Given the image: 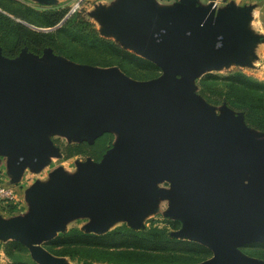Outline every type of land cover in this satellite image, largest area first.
<instances>
[{
  "label": "water",
  "instance_id": "1",
  "mask_svg": "<svg viewBox=\"0 0 264 264\" xmlns=\"http://www.w3.org/2000/svg\"><path fill=\"white\" fill-rule=\"evenodd\" d=\"M91 16L104 38L115 36L162 73L140 81L51 49L42 59L27 48L10 59L0 46V157L10 159L11 183L61 156L54 134L69 143H94L106 132L123 137L101 162L80 164L74 178L57 171L29 190L27 214L0 216V242H20L37 264H69L45 248L68 219L91 217L86 233L98 235L118 218L140 230L168 193L159 184L167 183V215L183 223L174 238L213 252L199 264H264L242 250L264 243V133L257 136L227 104L218 114L197 85L209 68L251 65L248 53L260 42L247 31L252 7L230 3L216 11L199 0L166 8L157 0H117Z\"/></svg>",
  "mask_w": 264,
  "mask_h": 264
},
{
  "label": "trees",
  "instance_id": "2",
  "mask_svg": "<svg viewBox=\"0 0 264 264\" xmlns=\"http://www.w3.org/2000/svg\"><path fill=\"white\" fill-rule=\"evenodd\" d=\"M0 46L3 55L10 59L17 58L25 48L38 57L51 49L79 64L118 67L135 80L148 81L160 76L156 64L104 38L83 11L62 6L39 11L14 0H0ZM197 85L199 94L209 104H227L244 114L249 127L264 133V81L236 70L227 75L207 74ZM115 140L113 132H106L94 143H66L61 148L66 160L83 156L99 163ZM8 209L15 211V207ZM166 222L169 226L145 230L121 225L101 235L72 228L46 243L45 248L56 257L80 264H199L211 258L212 251L207 247L171 237L169 229H179L180 222ZM2 248L10 261L7 264H25L22 254L29 251L20 242L10 241ZM247 255L264 261V248Z\"/></svg>",
  "mask_w": 264,
  "mask_h": 264
},
{
  "label": "rangeland",
  "instance_id": "3",
  "mask_svg": "<svg viewBox=\"0 0 264 264\" xmlns=\"http://www.w3.org/2000/svg\"><path fill=\"white\" fill-rule=\"evenodd\" d=\"M15 2L24 4L26 6H29L33 9L39 10V11H44V10H48L54 7H66V8H70L71 10H77L78 12H84L86 14V17L89 21L93 22L95 24V26L98 28L100 34H101V29L102 26L100 25V23L97 21V18L95 19V17H92L91 14L93 12V8L95 9H99V8H110L117 0H85L84 2H82L80 5H78L77 8H75L74 6L76 5L78 0H60L59 3L57 1L56 4H51L48 0H14ZM200 4L202 6H206L208 4V0H199ZM253 9V11L255 9H259V15L254 18V16L251 19V22L249 24V28L247 29V31L249 33H251L252 35L256 36L259 38V41L257 44H255V48L252 50L251 53H248V56L251 58L252 63L251 65H239L237 63H231L227 66H224L222 68H209L207 70H205L202 74V76H205L207 74L210 73H214V74H219V75H227L229 72L232 71H236V70H240L242 72H244L245 74L252 76L260 81H264V59L261 57L262 52L260 51L259 44L264 42V30H262L263 26V15H262V11L264 12V5L258 1L255 4H251L250 5ZM260 6H262V9L260 10ZM261 11V12H260ZM36 29V28H34ZM111 40L116 41V37H110ZM24 50V49H23ZM22 50V51H23ZM41 59L43 57H40ZM65 58V57H63ZM68 61H71L67 58H65ZM74 62V61H72ZM76 64H79L77 62H74ZM79 65H83V64H79ZM161 70H160V75H161ZM222 106L220 107H216V112L218 114H221L222 111ZM257 136H263V133L257 131L256 132ZM123 137L121 134L118 133L116 140H115V145H118L121 141H122ZM51 140L52 142L55 144V146H57L60 150H61V156L59 157H51L50 163L39 173H33L31 170H26L23 178L20 181V186L22 185V187L24 188V194H25V200L27 201V193L29 190H31L32 188H34L38 183H48L50 181V177L51 174H53L54 172L57 171H64L67 175H69V177L74 178L75 175L78 174L79 172V166L82 163L87 162L89 159L83 156H78V157H74L71 159L66 160L63 152H62V148L61 145L69 143V138L65 135V134H54L51 136ZM72 143H76V142H72ZM60 144V146H59ZM9 157L7 156H3L0 157V170L4 169V172L6 173V176H8L10 181H11V176L9 175ZM3 173V172H2ZM4 174V173H3ZM31 174H33V177L30 178L29 180L26 179L25 176H31ZM160 187L166 189L168 191V193L165 195V197L161 198L158 200L157 204H156V209L154 212H149L145 215L144 219H143V223L141 226H138L137 229L140 230H145L148 227H166L169 226V224L166 222V220H172V221H177L180 222V228L175 230V229H169L170 231V235L171 237L174 238L175 234L180 231V229L183 226V223L181 221L178 220H174L169 218V216L167 215L170 207H171V203H172V197H171V193L169 192L171 189L169 187V185L167 183H161L159 184ZM30 208V207H29ZM8 211H10L8 209ZM29 211V209H28ZM28 211H26L24 214H20L18 216H23L25 214L28 213ZM0 212L3 213L0 216L5 218V219H11L17 216H5V212L7 213V210L4 208H0ZM10 212H14V211H10ZM93 223V220L91 217L86 216V215H81V216H77L74 218H70L65 222V229L61 230L58 232V237L61 234H66L68 231H70L72 228H79L84 232H87L91 229V224ZM121 225H129L131 226V224L128 222V220L123 219V218H118L115 219L109 226L108 230H113L118 226ZM65 232V233H63ZM177 239V238H176ZM9 242V241H8ZM7 243V242H5ZM3 242H0V263L1 264H7L9 261V258L5 255L4 250L2 248L3 244H5ZM264 243L261 244H252V245H248L246 247H244L242 250L245 254H247V252L250 251H259L261 248L263 247ZM213 256V252L211 257ZM22 259L23 262H25V264H37L36 262L33 261V259L31 258V255H29L28 253H23L22 254ZM66 259V258H65ZM210 259V258H209ZM257 259V258H256ZM67 262L69 264H80L77 261H72L68 258Z\"/></svg>",
  "mask_w": 264,
  "mask_h": 264
},
{
  "label": "built area",
  "instance_id": "4",
  "mask_svg": "<svg viewBox=\"0 0 264 264\" xmlns=\"http://www.w3.org/2000/svg\"><path fill=\"white\" fill-rule=\"evenodd\" d=\"M241 0H214L209 1L208 4H212L213 8L216 11H219L220 9L224 8L230 3H237ZM264 5V0H258ZM78 7V6H77ZM75 7V8H77ZM74 11V10H73ZM259 15L257 10L253 11V16L256 18ZM4 174H3V173ZM27 180L33 177V174L31 176H25ZM8 176H6V173L4 172V169L0 170V208H4L7 210V213L5 212V216H18L20 214H24L29 209V205L27 201L25 200V194H24V188L20 184H13L9 179ZM9 207H15L14 212L8 211ZM3 214L0 212V215Z\"/></svg>",
  "mask_w": 264,
  "mask_h": 264
},
{
  "label": "crops",
  "instance_id": "5",
  "mask_svg": "<svg viewBox=\"0 0 264 264\" xmlns=\"http://www.w3.org/2000/svg\"><path fill=\"white\" fill-rule=\"evenodd\" d=\"M57 1L59 3L60 0H57ZM84 1L85 0H78L74 7H77L78 5H80ZM176 1L177 0H157L159 6L160 7H165V8L173 6L176 3ZM208 2H209V0H208ZM257 2H258V0H241V1H239L237 3H234V4L236 6H238V7H242V6H248L249 7L251 4H255ZM261 9H262V6H260V10ZM92 10L94 11L95 9L93 8ZM255 10H257L258 13H259V9L258 8L255 9ZM262 15H263V19H262L263 20V26H264V12L263 11H262ZM262 30H264V27L262 28ZM259 45H260L259 46L260 48H258V49H260V51L262 52L261 57L264 59V42L259 44ZM3 243H5V242H3ZM29 255H30V253H29ZM66 260H68V258H66Z\"/></svg>",
  "mask_w": 264,
  "mask_h": 264
}]
</instances>
